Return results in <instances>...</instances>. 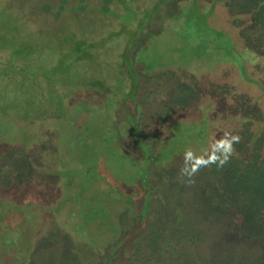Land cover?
Wrapping results in <instances>:
<instances>
[{"label":"rangeland","instance_id":"obj_1","mask_svg":"<svg viewBox=\"0 0 264 264\" xmlns=\"http://www.w3.org/2000/svg\"><path fill=\"white\" fill-rule=\"evenodd\" d=\"M35 2L0 0V137L6 138L2 148L11 146L0 151V188L3 189L22 180L20 171L25 166V160L13 148H20L21 143L11 138V134H17L21 126L13 123L10 117L28 120V124L34 123L29 118V108L13 105L22 101L25 104L30 97L29 85L36 88L40 84L50 83L49 79L55 77V70H60L58 74L63 76L62 81L71 84L83 76L88 78L87 81H98L104 76L107 78L114 75L125 81V74L121 72L130 67H142L144 70L150 65L153 68L148 71L150 74L140 77L135 101L129 102L135 106L132 111L144 123L151 117L166 113L173 89L179 92L183 107L190 108L197 97L211 91L207 88L211 84L222 88L224 84L242 86L251 81L253 66H256V71L261 69L264 72V51H261V48L264 49V0H197L198 9L192 12L188 9L192 1L190 5L188 2L184 4L185 9L168 5L154 19L121 20L123 24L125 22L121 27L117 22L109 21L106 29L98 22L87 25L71 17L62 23L38 19L32 12ZM127 9L129 12L134 11ZM89 38L90 42L86 40ZM89 45L94 47L83 48ZM32 75H36L38 80L31 78ZM56 79L58 82L59 78ZM220 93L224 94L222 90ZM223 94L219 98L226 103L228 97ZM208 97H212V94ZM253 110L250 107L243 112L247 118L246 124L251 129L240 132L242 134L239 137H243L247 145L237 147L239 170L235 171L236 178L234 181L221 180L225 188L231 187L234 182L236 189L232 206L235 210H241V213L237 212L241 218L235 220L234 228H229V223L217 213V205H220L218 210L223 212L225 204L220 202L218 195L211 194L210 187V197L205 198L208 181L204 179L198 189L200 199L209 214L219 216L220 222L213 220L212 223H204L200 219L203 228L199 230L198 225L190 220L192 229L188 230L182 221L183 214H180L179 208L176 209L173 200L165 199L164 205L160 206L155 196L149 208L153 218L157 215L154 230L139 228L142 206L137 213L128 209L121 213L122 234L133 235L128 245L134 253H127L126 256L124 251L115 253V264H264V111L255 113ZM236 111V108L229 107L220 114L213 106L210 122L216 126L221 125L220 130L228 133L233 129L234 122L228 119L223 124L222 119L225 116L231 118V115L237 114ZM177 113L185 117L187 112L181 109ZM118 117L119 121L125 120L122 112ZM134 119L139 122L137 117ZM169 122L173 127L176 118ZM210 122L201 124V130L206 129L208 132ZM189 125L187 121L180 125L181 135L175 129L173 131L178 137L171 143L173 150L168 161L173 162L175 167L186 156L181 150L188 145L192 135L189 133L192 126L188 128ZM56 131L60 132L58 129ZM56 131L53 134L58 136L51 138L59 144ZM50 135L49 131L44 137L49 138ZM151 138L156 140V137ZM92 145L90 140L89 152ZM186 159H189L188 155ZM88 162L93 164L94 161ZM128 167L126 164L125 169ZM98 168L101 172L102 166ZM176 171L170 172L169 176L156 173L160 188L175 185ZM100 175L94 172L96 178ZM151 178H154L153 174ZM190 193L189 189H182L176 201L192 215L188 203ZM92 210L96 214L98 208ZM166 228L172 229L173 237L167 233L161 240L158 236L155 242L148 241ZM64 242L55 239L51 244L41 246L32 257L31 264H64L63 261L72 259L71 255H65ZM113 247L112 244L108 246L103 260L110 256Z\"/></svg>","mask_w":264,"mask_h":264},{"label":"trees","instance_id":"obj_2","mask_svg":"<svg viewBox=\"0 0 264 264\" xmlns=\"http://www.w3.org/2000/svg\"><path fill=\"white\" fill-rule=\"evenodd\" d=\"M163 1L166 0L160 2ZM160 2L155 6L156 11ZM188 9L197 11V0H193ZM124 57L128 58L126 55ZM255 67L252 68L254 75L249 83L242 86L224 84V88L216 84L222 89L211 84L207 87L211 91L197 97L192 108L183 107L179 92L173 89L166 113L151 117L145 123L132 111L135 106L129 102L135 101L140 77L150 74L148 71L153 69L150 65L144 70L142 67H130L121 72L125 74V81L114 75L104 76L98 81H87L88 78L83 76L67 84L62 81L63 76L58 74L60 70H55V77L49 79L50 83L40 84L36 88L29 85V100L25 104L22 101L13 106L29 108V118L34 123L28 124V120L10 117L13 123L21 126L17 134H11V138L21 143L20 148H13L19 151L25 166L20 171L22 180L7 189L0 188V264H31L32 257L41 246L51 244L55 239L65 241V255L72 257L67 262L63 261L64 264H98L101 261V264L104 261L106 264H115V253L124 251L125 256L134 253L128 245L133 235L122 234L121 213L127 209L137 213L142 206L139 228L152 231L158 221L157 215L153 218L149 214L155 196L160 206L164 205L165 199L173 200L176 209L179 208L180 214H183L182 221L188 230L192 229L191 222H195L199 230L203 228L200 219L204 223H212L213 220L220 222L219 216L209 214L200 199L198 189L204 179L208 181L206 194L210 192V187L211 194L218 195L220 202L225 204L223 212L218 210L220 205H217V213L229 223V228H234L235 220L241 218V214H237L241 210H235L232 206L236 189L234 182L231 187L225 188L221 180H235V171L239 170L237 147L247 145L243 137L233 145L234 151L228 162L222 167L218 165L228 152L229 136H240L242 130L251 129L246 124L244 110L251 107L255 113L264 111V72L261 69L256 71ZM41 68L46 69L44 66ZM31 78L38 80L36 75ZM56 78H59L58 82ZM221 90L228 97L226 103L219 98L223 94ZM210 94L216 100L208 97ZM213 106L220 114L229 107L237 109L236 115L222 119L223 124L228 119L234 122L230 132L223 133L221 125L210 122ZM108 108L110 110L107 111ZM181 109L186 110L185 117L177 113ZM120 112L124 114L125 120L119 121ZM135 117L139 122L135 121ZM174 117L176 124L171 127L169 121ZM186 121L190 124L188 128L192 126L189 132L192 135L188 145L181 151L182 154L188 153L189 159L184 156L175 167L173 162L168 161L173 150L171 143L178 137L173 131L175 129L181 135L180 125ZM206 121L210 122L208 132L200 127ZM49 131L50 137L45 138L44 134ZM55 131L59 134L61 145L51 138L58 136L53 134ZM151 136L156 137V140ZM5 139L0 137V151L11 147L7 145L2 148ZM90 140L93 145L89 152ZM88 160L94 161L93 164ZM126 164L129 165L128 169H125ZM100 165L101 172L98 168ZM182 168L187 171L197 169L194 182L181 179ZM173 170H177L174 174L175 185L160 188L156 173L169 176ZM94 172L101 175L96 178ZM151 174L154 178L150 179ZM184 188L191 192L188 203L193 216L176 201ZM206 194L205 198H209L210 194ZM97 208L95 214L92 209ZM171 230L168 228L165 233L159 232L148 241L155 242L158 236L161 240L167 233L172 236ZM111 244L114 246L113 251L103 260Z\"/></svg>","mask_w":264,"mask_h":264},{"label":"flooded vegetation","instance_id":"obj_3","mask_svg":"<svg viewBox=\"0 0 264 264\" xmlns=\"http://www.w3.org/2000/svg\"><path fill=\"white\" fill-rule=\"evenodd\" d=\"M35 1H36L35 2L36 6L35 8H33L34 11L32 12L34 13V15H36L38 19L58 21L62 23L67 17H71L75 21H84L87 25H89L91 22H98V24L103 25V28L105 27L106 29L109 21H115L117 22L118 26L120 25L124 26L125 22L123 24V21L126 20H140V19L146 20L148 18L154 19L158 15L162 14L161 12H163L162 10H164V6L167 7L168 5L170 6L174 5L176 6V8L181 6L182 9H185L184 4L188 2V5H190L191 1L193 0H166L163 2H160L161 0H157V1L156 0H35ZM159 2L161 5L159 9L156 11L157 8L155 6H157ZM127 5L129 7H127ZM127 8H131L134 11L129 12V9ZM137 11H139V13ZM137 13L140 14V16H138ZM118 31H120V29ZM86 40L89 41L90 38ZM93 47H94L93 45L83 46V48H93Z\"/></svg>","mask_w":264,"mask_h":264},{"label":"clouds","instance_id":"obj_4","mask_svg":"<svg viewBox=\"0 0 264 264\" xmlns=\"http://www.w3.org/2000/svg\"><path fill=\"white\" fill-rule=\"evenodd\" d=\"M228 152L223 156V159L219 161V167H222L224 164L228 162V159L232 152L234 151L233 145L240 142V137L238 135H230L228 138ZM189 155L186 153V157ZM215 163V161H213ZM206 166V165H205ZM197 169H193L192 171H187L185 168L181 169V179H187V182L192 183L194 182L193 177L196 174Z\"/></svg>","mask_w":264,"mask_h":264}]
</instances>
